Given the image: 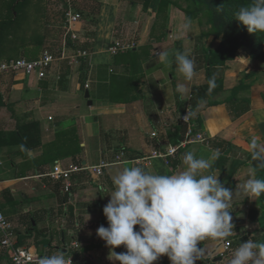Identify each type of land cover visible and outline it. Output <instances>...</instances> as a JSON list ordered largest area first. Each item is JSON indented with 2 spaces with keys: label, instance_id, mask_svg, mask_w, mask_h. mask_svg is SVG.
Returning <instances> with one entry per match:
<instances>
[{
  "label": "crops",
  "instance_id": "0c3cea01",
  "mask_svg": "<svg viewBox=\"0 0 264 264\" xmlns=\"http://www.w3.org/2000/svg\"><path fill=\"white\" fill-rule=\"evenodd\" d=\"M81 1L75 5L81 25L74 48L88 51L86 60L73 65L59 61L62 63H56L45 80L0 76L4 103L0 110V205L18 234L19 245L43 256L61 250L96 264H118L109 259V248L96 234L101 225L108 227L103 208L114 191V177L128 166L172 174L183 170V156L188 151L197 158L210 159L217 149L219 156L210 159V171L234 191L230 211L236 234L227 238L232 242L231 253L249 239L261 242L259 198L249 197L241 186L254 174L249 159L251 140L255 138L264 146V62L242 48L236 60L221 68L224 88L212 101L226 102L242 85L236 97L251 103L248 112L233 119L227 105L206 108L211 102L207 100L200 107L202 122L197 123L209 145H192L170 158L169 164L163 159L137 163L134 161L155 152L166 153L184 139L187 127L180 124L183 107L191 95L206 88V55L220 41H213L210 28L199 17L188 20L191 27L185 29L187 19L179 14L175 17L173 11L165 29L158 19L160 0H152L147 7L142 0H96L92 7L90 0H85V8ZM56 3L0 0V62L39 59L54 42L57 46L50 51L60 56L64 13ZM118 42L132 46L136 55L121 52L112 56L110 47ZM164 51L170 53L168 62L158 58ZM177 51L195 60L196 75L191 81L177 70ZM178 85L184 87L183 94L177 91ZM31 122L36 125L33 131L23 128ZM23 134L40 146L25 150L20 142ZM88 139L95 145L93 155ZM114 149L115 155H110ZM102 163L110 164L103 176L89 170ZM56 167L80 171L67 179L53 178ZM222 242H201L205 254L197 264H230L231 253L227 262L211 257ZM125 250L124 246L115 249ZM9 260L0 245V264ZM154 264L170 261L163 256Z\"/></svg>",
  "mask_w": 264,
  "mask_h": 264
},
{
  "label": "clouds",
  "instance_id": "9594fccd",
  "mask_svg": "<svg viewBox=\"0 0 264 264\" xmlns=\"http://www.w3.org/2000/svg\"><path fill=\"white\" fill-rule=\"evenodd\" d=\"M234 18L249 33L264 36V0L240 6ZM190 27L191 21L184 24L185 29ZM169 56L164 51L158 58L168 62ZM174 60L178 72L191 81L196 75L195 60L178 51ZM209 86L215 87L214 79L209 80ZM177 91L183 94L184 87L178 85ZM249 147L255 167L264 169V146L253 138ZM218 156L217 149L210 159ZM210 159L197 158L188 151L183 156V170L172 174L124 167L114 177V191L103 208L108 227L101 225L96 232L110 250L109 259L118 264H154L167 256L170 264H197L205 254L201 242L232 236L234 191L210 171ZM241 188L249 197H260L264 195V179L253 174ZM120 246L126 250L116 252ZM231 257L230 264H264V242L249 239L240 243ZM38 264H72V260L57 250L40 257Z\"/></svg>",
  "mask_w": 264,
  "mask_h": 264
},
{
  "label": "trees",
  "instance_id": "16d2710c",
  "mask_svg": "<svg viewBox=\"0 0 264 264\" xmlns=\"http://www.w3.org/2000/svg\"><path fill=\"white\" fill-rule=\"evenodd\" d=\"M56 3L59 10H61V0H57ZM152 0H142L145 7H147ZM188 4L187 7L181 6L177 0H160L158 7V19L164 22L166 29V23L168 15H170V6L172 9L180 10L179 16L184 17L188 20L198 18V14L204 13L208 18V23L210 26L209 36L212 37L213 41L219 40L220 43L216 49H208L206 57V66L209 67L207 79L208 83L206 88L197 93L193 94L191 99L192 109V119L198 121L201 124V112L203 109L200 107L207 101L212 99V97L224 88V78L220 76L221 68H224L229 61L237 59V53L242 48H248L250 55L253 58L261 60L264 62V36L259 34L249 33L247 28L241 25L235 18L234 12L238 10L240 6L247 5L251 3V0H185ZM77 0L74 1L76 5ZM18 3H21L19 1ZM19 4L15 5L16 9ZM94 8H98L97 6ZM177 11V10H176ZM95 13L98 12L96 9ZM64 16V15H63ZM186 16V17H185ZM185 19V20H186ZM94 24L96 21H92ZM76 48V47H75ZM77 49V48H76ZM128 55H136L133 51L129 50ZM58 55V54H57ZM214 79L215 87L209 86V80ZM242 88V85L234 89L233 95L224 103L209 102L206 108L215 107L219 105H227L230 115L233 119L241 117L243 114L249 111L250 100H239L237 99V91ZM244 88V87H243ZM4 106L2 98L0 97V110ZM204 106V105H203ZM186 106L183 107L185 113ZM200 111V113H199ZM182 117V116H181ZM181 119V118H180ZM181 124V123H180ZM182 125V124H181ZM23 126V125H22ZM35 123L31 122L25 124L23 128L27 131H33ZM201 128V127H200ZM31 137L23 134L21 136L20 142L24 144L25 150L33 149L40 146V143L34 144L31 142ZM179 142H177L178 144ZM252 165L254 167L255 178L264 179V169L256 168V161L252 160V156L249 157ZM259 204L261 207V217L258 219L260 226V231L262 232L261 242H264V195L258 197ZM19 238V237H18ZM19 245V239L17 242ZM73 246V245H72ZM78 248V247H74ZM73 254L72 252H69ZM43 256V255H42ZM220 262H223L220 260Z\"/></svg>",
  "mask_w": 264,
  "mask_h": 264
},
{
  "label": "built area",
  "instance_id": "2783aa9c",
  "mask_svg": "<svg viewBox=\"0 0 264 264\" xmlns=\"http://www.w3.org/2000/svg\"><path fill=\"white\" fill-rule=\"evenodd\" d=\"M75 0H61V11L64 13V25H63V37L61 41V51L60 56H57L52 51H46L43 55L36 60H28L25 58L17 59L13 61L0 62V76L1 75H23L24 77L33 78L36 77L39 80H45L48 78L50 71L53 69L54 65L59 61L67 60L72 65L79 64L86 60L89 56V52L85 50H78L74 48V45L79 40V31L76 29L77 25L81 23V16L75 10ZM132 46H126L121 43H114L110 47V54L112 56H117L119 53H123L132 50ZM89 86L87 85V88ZM193 95L190 96L188 103L186 105V111L180 119L182 125H186L187 130L183 140L179 141L178 144L171 146L166 153L155 152L151 157H145L134 162L146 163L151 159H163L169 164L170 158H174L181 151L186 150L192 145H209V139L205 133L201 130L199 124L192 119V105L191 99ZM124 155V153H123ZM119 164L122 163L121 158L117 157ZM110 164L102 163L89 168L98 177L103 176L104 170L109 167ZM80 171L79 168L73 167L68 171H60L57 167L55 171L51 174L53 178L65 179L74 173ZM69 189V185L66 186V190ZM0 245L5 249L10 257V260L4 264H38V260L42 255L34 252L32 249L18 246V234L14 231L12 224L4 214V211L0 205ZM73 247H78L77 244H73ZM232 250V242L229 240H223L222 244L211 253L212 259H220L224 261ZM71 256L72 264H96L92 260H81L70 253H65ZM213 254V255H212Z\"/></svg>",
  "mask_w": 264,
  "mask_h": 264
},
{
  "label": "rangeland",
  "instance_id": "374dc122",
  "mask_svg": "<svg viewBox=\"0 0 264 264\" xmlns=\"http://www.w3.org/2000/svg\"><path fill=\"white\" fill-rule=\"evenodd\" d=\"M2 2V1H1ZM12 3L11 1H6V3ZM84 2H86L85 0H82L81 2H80V4L82 5H84ZM95 2H96V0H90V4H89V6L90 7H92V6H94V4H95ZM177 2L181 5V6H183V7H187L188 6V4L186 3V1L185 0H177ZM85 6L86 5H84V8H85ZM52 9H54V11H56V7H52ZM170 10L169 11H173L174 12V16L176 17L178 14H180L181 12H180V10H178V9H172V7L170 6V8H169ZM75 10H76V6H75ZM177 10V11H176ZM177 14V15H176ZM186 17V16H185ZM198 17L200 18V20L201 21H203L202 23H205L207 26H208V28H210V26H209V23L207 22L208 21V18H207V16L204 14V13H202V14H198ZM181 20H182V18H181ZM197 23H200L199 22V20L197 21ZM58 24V23H57ZM79 25H81V23H79L78 25H77V27H76V29L78 30V26ZM58 29H61V28H59L58 27ZM79 31V30H78ZM58 32H59V30H58ZM53 38H54V35L52 36ZM60 37V36H59ZM55 39V38H54ZM79 41V40H78ZM51 47L50 48H48V51H50L51 50V48H53V47H56L57 46V44H56V42H54L52 45H50ZM30 60V59H29ZM59 63H62V62H58L57 64H56V66H59L60 64ZM86 96V95H85ZM213 99H216V98H213ZM211 101H212V99H210ZM82 101L84 102L85 101V99L84 98H82ZM83 108H85L84 106H83ZM94 120H95V118H94ZM201 122H202V117H201ZM205 127V125H204V123H202V129ZM204 130V129H203ZM89 140V145H88V150L91 152V155H93V153H94V147H95V145H94V143H93V141L92 140H90V139H88ZM115 152H116V149H114V152L113 153H110V155H115ZM122 153V151H119V154H121ZM4 211V210H3ZM4 214L6 215V212L4 211ZM30 219V218H29ZM53 254V252H48V253H45L44 255H52ZM229 257V256H228ZM226 258L223 262H227V260L229 261L230 260V258Z\"/></svg>",
  "mask_w": 264,
  "mask_h": 264
},
{
  "label": "water",
  "instance_id": "95a60500",
  "mask_svg": "<svg viewBox=\"0 0 264 264\" xmlns=\"http://www.w3.org/2000/svg\"><path fill=\"white\" fill-rule=\"evenodd\" d=\"M86 98H87V99L90 98V91H89V90L86 91ZM89 103H91V101H90Z\"/></svg>",
  "mask_w": 264,
  "mask_h": 264
}]
</instances>
